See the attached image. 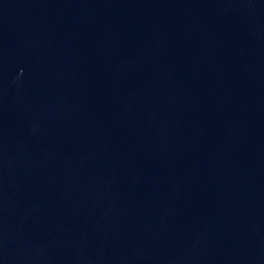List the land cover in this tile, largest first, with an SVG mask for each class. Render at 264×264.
I'll list each match as a JSON object with an SVG mask.
<instances>
[{
    "label": "water",
    "instance_id": "water-1",
    "mask_svg": "<svg viewBox=\"0 0 264 264\" xmlns=\"http://www.w3.org/2000/svg\"><path fill=\"white\" fill-rule=\"evenodd\" d=\"M0 264H264V238L81 222L0 208Z\"/></svg>",
    "mask_w": 264,
    "mask_h": 264
}]
</instances>
